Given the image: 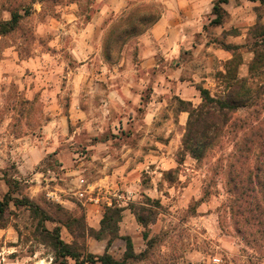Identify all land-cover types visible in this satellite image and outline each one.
Here are the masks:
<instances>
[{"label":"clouds","instance_id":"1","mask_svg":"<svg viewBox=\"0 0 264 264\" xmlns=\"http://www.w3.org/2000/svg\"><path fill=\"white\" fill-rule=\"evenodd\" d=\"M0 264H264V0H0Z\"/></svg>","mask_w":264,"mask_h":264}]
</instances>
